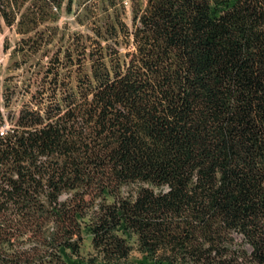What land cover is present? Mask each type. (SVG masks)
<instances>
[{
    "label": "trees",
    "instance_id": "1",
    "mask_svg": "<svg viewBox=\"0 0 264 264\" xmlns=\"http://www.w3.org/2000/svg\"><path fill=\"white\" fill-rule=\"evenodd\" d=\"M1 19L0 264H264V0Z\"/></svg>",
    "mask_w": 264,
    "mask_h": 264
},
{
    "label": "rangeland",
    "instance_id": "2",
    "mask_svg": "<svg viewBox=\"0 0 264 264\" xmlns=\"http://www.w3.org/2000/svg\"><path fill=\"white\" fill-rule=\"evenodd\" d=\"M64 19L65 18H63V20ZM17 38H18V33L16 31V28L6 25L5 22L1 19L0 21V43H1L0 45V64L2 67V72L5 71V69L11 62L10 51L13 49L15 40ZM5 40L11 44V47L9 48V50H4ZM84 236H85V239L82 245V251L84 253H89L92 250V244H91L92 236H90L87 233L84 234Z\"/></svg>",
    "mask_w": 264,
    "mask_h": 264
}]
</instances>
